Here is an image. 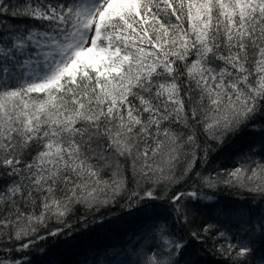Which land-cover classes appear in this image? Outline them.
Here are the masks:
<instances>
[{
  "label": "snow or ice",
  "instance_id": "6c2138e0",
  "mask_svg": "<svg viewBox=\"0 0 264 264\" xmlns=\"http://www.w3.org/2000/svg\"><path fill=\"white\" fill-rule=\"evenodd\" d=\"M78 247L264 264V0H0V264Z\"/></svg>",
  "mask_w": 264,
  "mask_h": 264
},
{
  "label": "trees",
  "instance_id": "16d2710c",
  "mask_svg": "<svg viewBox=\"0 0 264 264\" xmlns=\"http://www.w3.org/2000/svg\"><path fill=\"white\" fill-rule=\"evenodd\" d=\"M249 138L250 136L247 132L242 133L240 136L236 138V140L232 143L231 146H225V148L221 150L220 156L215 159L214 163L221 164L226 167H230L231 166L230 158L232 156V153L235 152L238 148L242 147L249 140ZM229 195L230 194L227 192L224 193V196L226 198L229 197ZM85 211L86 210L83 207H79L78 210L75 212V214L69 219V222L70 223L77 222L79 216L83 214ZM54 226H55L54 222L50 223L49 225L50 228ZM92 239L95 240L96 243H100L101 241H103V243L108 242L104 240L103 237H101L99 240H97L95 237H93ZM87 243H88V238H85L84 240L85 247L87 246ZM209 247H211V245H209ZM82 250H83L82 248L78 247V248L68 251L67 253L58 255L56 258L66 261L67 264H74L75 260L83 258L80 255ZM217 258L218 257H213L210 254L205 255V259L209 260L210 262L213 259H217Z\"/></svg>",
  "mask_w": 264,
  "mask_h": 264
}]
</instances>
